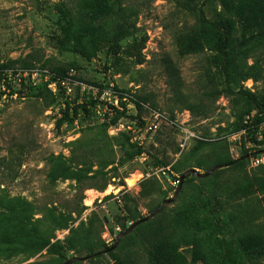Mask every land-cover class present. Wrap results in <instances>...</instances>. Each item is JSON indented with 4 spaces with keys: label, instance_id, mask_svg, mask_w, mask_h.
Returning <instances> with one entry per match:
<instances>
[{
    "label": "rangeland",
    "instance_id": "obj_1",
    "mask_svg": "<svg viewBox=\"0 0 264 264\" xmlns=\"http://www.w3.org/2000/svg\"><path fill=\"white\" fill-rule=\"evenodd\" d=\"M204 2L0 0V71L23 92L0 82V264H58L52 243L65 260L85 256L93 242L109 247L131 217L148 216L174 194L177 181L164 169L178 177L190 164L204 173L214 161L229 165L186 177L113 254L146 264L144 237L167 223L184 234L181 212L195 207L230 232L197 234L195 252L210 260L193 264H264V145L247 131L254 111L226 90L217 37L199 19ZM222 2L211 6L224 11ZM251 34L258 36L236 24L231 86L264 97V40L259 46ZM56 68L71 80L68 91L57 83L24 95L22 79L39 83ZM88 100L96 103L89 117L67 119L66 101ZM238 240L254 246L253 259ZM112 263L105 251L81 261Z\"/></svg>",
    "mask_w": 264,
    "mask_h": 264
},
{
    "label": "trees",
    "instance_id": "obj_2",
    "mask_svg": "<svg viewBox=\"0 0 264 264\" xmlns=\"http://www.w3.org/2000/svg\"><path fill=\"white\" fill-rule=\"evenodd\" d=\"M222 1L225 9L224 11L212 7L211 0H205L202 8L200 9L199 19L200 22L205 26V28L209 32L215 34V36L217 37L215 49L217 53L220 55L223 63V77H224V82L226 84V90L228 91V93H235L237 95V98L239 97L245 100L248 106L247 114H250L251 111H254L253 114H251V116L249 117L250 123L247 126V131L250 134L249 135L250 141L256 146L264 145V133L260 132L261 136L260 137L257 136V134L260 131L259 125L264 120V97L248 89L240 88L239 90H233L231 86V79L232 76L235 74L232 64L233 54L235 53V49H236L233 40V32L235 26L237 23H239L243 28V30L245 31H249V30L257 31L259 38L258 36L254 38L255 34H251L249 37H253L255 43H257L259 46H262L263 42L261 43L258 41L264 40V0H222ZM205 5H207V10L211 11V14L209 16L205 13ZM249 37L245 38L243 36L242 43L250 42L251 39L249 40ZM54 71L55 73H53L54 75H51L49 77V81H54L56 80V77L63 76L64 71L62 68H56ZM0 82L5 87L10 89L12 94L23 93L22 90H15L13 88V85L11 84V79H8L6 76L2 75L1 71H0ZM48 82L42 80L39 83L33 84L32 82L25 83V79H22L20 86L22 87L21 89H24L25 96H34L37 94L38 91L45 88ZM95 104L96 103L93 100H88L71 107L70 102L66 101L65 116L68 117L67 118L68 120H72L73 117H75L79 111H82L84 115L89 117L93 113ZM70 109H71V114H69ZM117 114H118L116 115L117 117L122 116L123 112L117 111ZM157 165L164 166V164H161V162H157ZM214 165H221L222 167L225 165H229V162H221V163L218 161L211 162L208 165L207 170ZM194 167L195 165L187 164V168L185 170ZM184 171H182L181 174ZM164 172L167 178H172L173 181L179 180V176L178 177L173 176L169 170L164 169ZM190 175L192 174H188L186 177ZM185 178L183 179L180 188ZM198 178H204V177H198ZM156 206L153 208V210L156 208ZM163 209L164 207H162L158 213H160ZM181 214L184 224L183 227H186L184 234L183 233L181 234V231L178 230V227L176 225L167 223L164 225H160L153 232L152 235L144 237V239L141 241L142 245L140 246V248L141 250H143V252L146 255L147 258L146 264H186L184 261L185 257L182 256L183 253H185L187 256L190 257L189 264H193L196 261L207 262L210 260V258H206V254H199L195 252V249L199 245V237L197 236V234L227 235V233L230 232L227 224L220 222L219 219L214 220L213 217H209L208 215L205 214H202V216H200L198 210L195 207H185L184 210L181 212ZM138 219L131 217L130 222L133 223ZM148 220L149 219H147L146 221ZM146 221L137 224L134 227V230H137ZM231 229L233 233L239 234L240 230L237 226H234ZM88 231L90 232L89 226H88ZM187 231H191L192 233L191 237L190 236L188 237L186 235ZM122 232L123 231L119 232V234ZM131 232L123 236L119 240V242L125 240L131 234ZM46 243H49V241H47ZM93 244L95 245L89 248V251L85 256L82 257L72 256L71 258L75 257L77 259L74 260L71 264H81L82 259L80 258H84L83 260L86 259L89 262L93 261L104 251L108 252L112 256V260H113L112 264H132V261L129 259L124 260L119 256H115L113 254V251L111 250L112 245L104 248L105 246L102 241L93 242ZM236 245L243 252L246 259H253L255 257L254 246H249L244 242H242L241 240H238L236 242ZM50 247L59 250L58 254H60V257L64 260V261L62 260L58 264H62L63 262L70 259L69 258L65 260L63 254H61L60 244L52 243L50 244ZM102 248H104V250Z\"/></svg>",
    "mask_w": 264,
    "mask_h": 264
},
{
    "label": "water",
    "instance_id": "obj_3",
    "mask_svg": "<svg viewBox=\"0 0 264 264\" xmlns=\"http://www.w3.org/2000/svg\"><path fill=\"white\" fill-rule=\"evenodd\" d=\"M221 167V165H214L212 167H210L205 173H200L197 169L195 168H190V169H187L185 170L180 176H179V180L177 181V187L175 189V192L174 194L169 197V198H166L164 200H162L160 202V204H158L156 206V208L146 217H143V218H140L138 220H136L135 222L131 223L122 233L118 234L117 237L115 238L112 246H111V250L114 249V247L116 246V244L119 242L120 238L123 237L124 235H126L127 233H129L132 228H134L137 224L141 223V222H144L146 221L147 219L153 217L154 215H156L162 207H164L165 205H167L168 203L172 202L173 199L177 196L178 194V191H179V188H180V185L183 181V179L188 175V174H192L193 176H196V177H205V176H208L210 173H212L215 169ZM77 258L73 257V258H70L69 260L63 262L62 264H70L72 263L74 260H76ZM80 259H84V258H80Z\"/></svg>",
    "mask_w": 264,
    "mask_h": 264
},
{
    "label": "built area",
    "instance_id": "obj_4",
    "mask_svg": "<svg viewBox=\"0 0 264 264\" xmlns=\"http://www.w3.org/2000/svg\"><path fill=\"white\" fill-rule=\"evenodd\" d=\"M42 75H44L43 81H47L48 82L49 81V77L51 75H54V74L44 71V72H42ZM57 83L60 84L61 87L64 90H66V91H68L70 89L71 80L67 76H58V77H56V80L49 81L47 84H49V86H55V85H57ZM100 120L101 121L105 120L103 115H100ZM262 161H263V158L261 156L256 157L255 160H254V162H256V163H259V162H262Z\"/></svg>",
    "mask_w": 264,
    "mask_h": 264
},
{
    "label": "bare ground",
    "instance_id": "obj_5",
    "mask_svg": "<svg viewBox=\"0 0 264 264\" xmlns=\"http://www.w3.org/2000/svg\"><path fill=\"white\" fill-rule=\"evenodd\" d=\"M86 202H87V204H90V202H92V201L91 200H87Z\"/></svg>",
    "mask_w": 264,
    "mask_h": 264
}]
</instances>
